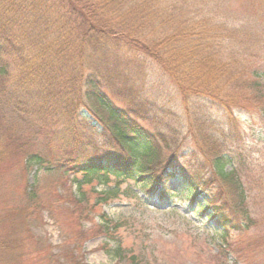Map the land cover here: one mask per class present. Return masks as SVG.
I'll return each mask as SVG.
<instances>
[{"label": "trees", "instance_id": "trees-1", "mask_svg": "<svg viewBox=\"0 0 264 264\" xmlns=\"http://www.w3.org/2000/svg\"><path fill=\"white\" fill-rule=\"evenodd\" d=\"M231 3L0 0V178L13 162L22 171L71 175L77 208L87 203V185L94 205L116 199V189L94 190L93 183L110 177L133 181L145 197L163 196L161 186L173 179L190 201L205 198L204 211L221 227L218 252L229 247L227 232L260 228L264 164L253 203L262 209L251 212L242 177L255 166L232 109L251 103L264 121V0H243L244 10ZM145 59L176 89L197 150L159 153L156 137L170 128L161 122L158 131L149 128L155 117L135 87ZM20 184L13 192L20 200L10 203L0 185V264H85L33 236L42 204L32 185ZM206 188L224 201L204 194ZM115 227L100 214L92 233L111 239ZM112 253L136 263L119 244Z\"/></svg>", "mask_w": 264, "mask_h": 264}, {"label": "rangeland", "instance_id": "rangeland-1", "mask_svg": "<svg viewBox=\"0 0 264 264\" xmlns=\"http://www.w3.org/2000/svg\"><path fill=\"white\" fill-rule=\"evenodd\" d=\"M231 1V8L244 10L243 0ZM135 80V87L150 103L148 116L155 117L150 130H159L155 129L157 122L170 128L162 131L163 138L156 137L162 158L172 152L180 154L197 150V142L188 135L180 97L161 69L145 59ZM232 110L233 116L246 129L255 166L250 175L242 177L246 186L245 204L251 212H260L262 207L256 204L255 210L253 203L260 192L255 186L262 174L259 165L264 164V121L253 111L251 103L239 101ZM18 164L13 162L2 168L0 185L8 195V203L20 200L13 196V192L21 190L15 189V183L20 182L21 188L34 187L42 209L41 220L34 222L31 233L48 243L53 253L58 252L68 258L75 254L85 264H131L113 256L112 251L119 244L135 256L134 264H264V221L257 229L227 232L229 247L218 252L221 227L210 218L209 211H204L205 198L198 195L195 201H190L178 181L171 179L163 184V196L145 197L135 188L133 181L110 177L105 185L93 183L94 190L116 189V199L94 205L93 186L87 185V203L77 208L72 199L76 189L71 175L37 170L36 167L22 171ZM19 173L23 177L18 175L12 180ZM198 178L195 177L196 180ZM204 194L218 203L224 201V197L214 189L206 188ZM100 214L116 223L111 239L92 233L100 223Z\"/></svg>", "mask_w": 264, "mask_h": 264}]
</instances>
